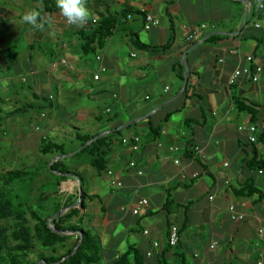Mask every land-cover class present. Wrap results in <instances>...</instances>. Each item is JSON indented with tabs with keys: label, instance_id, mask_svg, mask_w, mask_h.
Here are the masks:
<instances>
[{
	"label": "crops",
	"instance_id": "obj_1",
	"mask_svg": "<svg viewBox=\"0 0 264 264\" xmlns=\"http://www.w3.org/2000/svg\"><path fill=\"white\" fill-rule=\"evenodd\" d=\"M262 2L85 0L89 17L79 27L67 23L57 0H0V146L7 152L11 143L9 151L25 158L35 153L45 166L54 157L40 155L43 142L65 147L68 154L52 164L60 161L72 173L55 198L63 204L72 199L73 208L84 202L83 219L74 223L99 239L100 264H114L131 247L145 264H177L181 255L189 264H264V170L249 167L255 151L264 157L258 139L264 131V75L255 83L254 64L247 61L264 59ZM128 9L132 14L125 19ZM30 12L38 14L35 26L22 20ZM147 15L160 26L146 30ZM103 17L119 23L110 37L87 45L92 24ZM202 25L207 29L187 44L190 30ZM211 36L218 38L207 41ZM246 68L251 75L232 81ZM182 74L189 81L180 95ZM243 103L255 111V123ZM249 126L257 130L255 144L248 140ZM86 136L93 139L82 146ZM108 136L104 172L88 155H74ZM135 137L141 138L138 152L123 144ZM196 147L205 160L194 156ZM68 158L76 162L68 166ZM55 176L56 184L61 175ZM247 187L256 192L243 196ZM142 199L149 207L134 215ZM231 205L245 215L243 221L232 220ZM173 226L180 231L176 247L169 245ZM71 236L70 244L79 237Z\"/></svg>",
	"mask_w": 264,
	"mask_h": 264
},
{
	"label": "trees",
	"instance_id": "obj_2",
	"mask_svg": "<svg viewBox=\"0 0 264 264\" xmlns=\"http://www.w3.org/2000/svg\"><path fill=\"white\" fill-rule=\"evenodd\" d=\"M132 14V10H126L123 14L125 19ZM121 21V20H120ZM119 23V20H108L103 17L102 21L93 23L96 27L93 32L86 38L87 45L101 43L106 38L110 37L111 31ZM92 27V28H94ZM218 36H211L207 41L216 40ZM184 81V75H179ZM187 91L185 92V94ZM243 111L253 115L255 123V111L240 105ZM3 119H0V131L3 127ZM151 132L158 136L159 132L151 125ZM120 135V132L117 135ZM259 142L264 144V131L259 136ZM106 138H101L85 150L76 155V157L88 155L91 165L98 171L104 172L106 169V158L112 146V141ZM93 138L86 136L81 139L82 146L88 144ZM40 153L44 156L59 157L67 155V151L63 145L54 142H43L40 147ZM49 165V164H48ZM250 170H264V157L258 159V153L255 151L254 157L249 163ZM51 171L61 175L56 182V186L66 181L67 174H71L68 167L62 168L60 161L55 162L49 168ZM42 175V170L36 169L30 171H9L0 175V222L6 224L0 225V264H100L102 247L97 237L92 236L89 231L83 228L82 224L74 223V220H82L81 211L85 210V204L82 201L79 208H73L74 201L71 199L68 203H62L60 199L54 198L52 205L49 208H43L38 211L22 196L10 192L11 184L20 182H35ZM248 189V190H247ZM247 190V191H246ZM246 191V192H245ZM243 196H251L252 192L249 187L241 191ZM85 194H82V200H85ZM68 210L64 215L57 219L51 218L57 216L61 211ZM50 211L46 216L42 212ZM9 221H14L15 224H7ZM69 232L83 233V241L79 249L74 253L80 243V237L70 244L72 238ZM42 249H39V248ZM66 248L67 251L59 255V249ZM52 254H48V252ZM164 259V258H163ZM114 264H145V257L138 250L131 247L126 253L120 256ZM161 264H168L165 260ZM177 264H189L186 258L182 255L178 257Z\"/></svg>",
	"mask_w": 264,
	"mask_h": 264
},
{
	"label": "rangeland",
	"instance_id": "obj_3",
	"mask_svg": "<svg viewBox=\"0 0 264 264\" xmlns=\"http://www.w3.org/2000/svg\"><path fill=\"white\" fill-rule=\"evenodd\" d=\"M242 117L245 118V115H243ZM12 145L13 144L11 143L6 144L5 148L10 150L12 148ZM2 149L3 147L0 146V175L4 174L5 172L9 170H14V171H24L25 170V171H30V172H34L36 169L42 170V175L39 178H37L35 182H28V183L17 182V183L11 184L8 190L12 193L22 196L23 198L26 199V201L29 200L30 203L38 211L41 210L40 209L41 206L43 208L48 209L49 205H52V201H54V198L59 193L58 188L54 182V178H56L55 174H58V173L53 172L49 169L51 164L55 161V158L50 159L48 162L49 165L45 166L46 162L44 158H38V156H36L35 153H30L28 157L26 156L25 158L24 156L20 154H15L13 152H10L9 150L7 152H3ZM40 155L43 157L42 154ZM84 157H86V155H84ZM75 162H76L75 159L68 158L65 164L69 166ZM86 173L87 174L85 175V177H86V181L88 182L91 179V174L89 173V171ZM49 213L50 211L42 212V215L46 216ZM53 218H51L50 221ZM1 224H6V222H0V225ZM7 224L14 225L15 222L9 221ZM39 249H42V248L40 247ZM66 251H67L66 248H60L59 255L63 254ZM48 254H52V252L50 251L48 252Z\"/></svg>",
	"mask_w": 264,
	"mask_h": 264
},
{
	"label": "built area",
	"instance_id": "obj_4",
	"mask_svg": "<svg viewBox=\"0 0 264 264\" xmlns=\"http://www.w3.org/2000/svg\"><path fill=\"white\" fill-rule=\"evenodd\" d=\"M259 8H260L261 12H263V15H264V2H262L260 4ZM145 21H146L145 22V29L148 31L152 30L155 27L160 26V24H161L160 20H158L157 18H155L152 15H147ZM95 23H96V21H95ZM255 26L257 29L261 28V25L259 22ZM206 29H207V26L202 25V26H199V27H196V28H193L192 30H190V32L188 33L187 38H186V43L189 45L195 43L200 32H202ZM98 60L100 61L101 58L98 57ZM247 61L250 64H254V67H255V74L252 77L253 81L255 83L259 82L260 78L264 75V59L262 62L259 63V62H256V60L253 56H248ZM101 71L105 73V72H107V69L105 67H102ZM241 74L251 75L252 72L248 68L242 69V70L238 69L234 73V75L232 77V81H235V79L238 78ZM99 79H100L99 75L95 76V80H99ZM240 130L242 131V130H244V128L241 127ZM246 130L249 134V139H248L249 142L252 144H255L257 142V138H256L257 130H256V128L253 126H249ZM140 143H141L140 137H135V138H133V140H131V139L130 140L129 139L123 140V144H125V145L126 144H132L133 150L136 152H138L140 150ZM170 151L176 152V151H179V148L172 147V148H170ZM194 156L196 158H201L203 160H205V158H206L203 149L200 147L195 148ZM175 164L178 165V164H180V162L176 161ZM131 166L135 167L136 166L135 162H133L131 164ZM109 174L112 175L111 172ZM194 178H198V175H194ZM112 184H113V186H116V187H122V183H120V182H113ZM148 207H149V201L147 199H142L138 202V206L133 211V213H134V215H140L144 211V209H146ZM229 212L231 214V218L233 221L240 222V221H243L245 219V215L238 212L236 209V206H234V205H231V207L229 208ZM145 233L148 234V232H145ZM263 234H264V230H260L259 235L261 237H263ZM179 242H180L179 228L177 226H173L171 228V231H170L169 245L171 247H176V246H178ZM215 245H213L212 248H215ZM155 247H158L157 243L155 244ZM149 256H151V254H149ZM260 264H263V262H260Z\"/></svg>",
	"mask_w": 264,
	"mask_h": 264
},
{
	"label": "clouds",
	"instance_id": "obj_5",
	"mask_svg": "<svg viewBox=\"0 0 264 264\" xmlns=\"http://www.w3.org/2000/svg\"><path fill=\"white\" fill-rule=\"evenodd\" d=\"M57 7L68 24L83 27L87 23L89 11L85 7V0H57ZM22 20L26 24L35 26L38 23V14L26 13Z\"/></svg>",
	"mask_w": 264,
	"mask_h": 264
},
{
	"label": "water",
	"instance_id": "obj_6",
	"mask_svg": "<svg viewBox=\"0 0 264 264\" xmlns=\"http://www.w3.org/2000/svg\"><path fill=\"white\" fill-rule=\"evenodd\" d=\"M248 13L249 11H247V14L245 15L244 17V20H243V24L241 26V30L246 26L247 24V19H248ZM241 34V31H238V32H235V33H232V34H229L230 36H233V37H236V36H239ZM195 48H197V45L193 46L190 50H188L185 54V56L192 52ZM188 81H189V74L186 75L185 77V81H184V84H183V89H182V92L180 95H182L184 93V91L186 90L187 86H188ZM93 142H91L90 144H92ZM84 150V148L78 150L74 155H77L78 153L82 152ZM64 157H67V156H64ZM70 178H75V179H78L79 177L76 176V175H69ZM65 211H61L57 216H55L53 219H57L59 217H61L62 215H64ZM69 234V233H68ZM71 235H76V236H79L80 237V243L78 245V247L76 248V250L74 251V253L79 249L82 241H83V233L81 232H70ZM41 264V263H39Z\"/></svg>",
	"mask_w": 264,
	"mask_h": 264
}]
</instances>
